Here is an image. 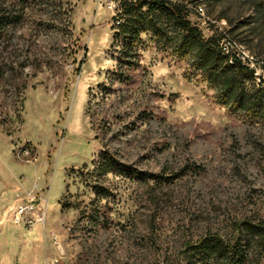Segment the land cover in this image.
I'll list each match as a JSON object with an SVG mask.
<instances>
[{
  "label": "rangeland",
  "instance_id": "rangeland-1",
  "mask_svg": "<svg viewBox=\"0 0 264 264\" xmlns=\"http://www.w3.org/2000/svg\"><path fill=\"white\" fill-rule=\"evenodd\" d=\"M166 1L205 39L222 25L264 81V0ZM119 6L0 0V222L30 192L45 213L0 223V264H185L242 222L264 232V121L218 104L166 12L156 32L138 17L124 56ZM103 151L143 178L94 171Z\"/></svg>",
  "mask_w": 264,
  "mask_h": 264
},
{
  "label": "trees",
  "instance_id": "trees-1",
  "mask_svg": "<svg viewBox=\"0 0 264 264\" xmlns=\"http://www.w3.org/2000/svg\"><path fill=\"white\" fill-rule=\"evenodd\" d=\"M142 9H145L142 12ZM170 14L180 31L175 53L179 58L191 56L192 66L200 72L206 85L216 91L217 102L231 113H243L250 121H264V84L256 86L253 73L239 63L229 64L227 58L218 49V38H203L201 33L185 20L181 7L166 0L139 1L122 6L118 34L128 40L127 54L133 56L131 48L136 39L133 24L138 17H146L150 28L156 32L157 15ZM137 15V16H136ZM133 16L135 17L133 19ZM133 19V21H132ZM7 18L0 14V33ZM149 21V22H148ZM94 171L99 174L112 173L125 177L143 178L140 174L118 162L108 151H103ZM168 176L146 175L145 178L164 180ZM98 194L106 195L104 188H97ZM237 235L229 240L210 236L196 246L186 248L185 264H259L253 251L259 250L258 256H264V232L258 233L248 222L239 224Z\"/></svg>",
  "mask_w": 264,
  "mask_h": 264
},
{
  "label": "built area",
  "instance_id": "built-area-1",
  "mask_svg": "<svg viewBox=\"0 0 264 264\" xmlns=\"http://www.w3.org/2000/svg\"><path fill=\"white\" fill-rule=\"evenodd\" d=\"M120 4L117 9V18H121L122 6L125 3H136L139 1L148 2L150 0H117ZM194 10H198L196 7ZM216 25V33L218 38V49L220 53L227 54V62L229 64L239 63L253 74L257 76V82L259 85L264 84V81L261 80L259 70L257 68L258 61L249 60V53H247L242 47L234 44V38L228 35L225 29H222V25ZM213 37V31L210 30L209 38ZM22 156H29L28 150L23 148L20 152ZM30 161L29 159H27ZM36 186H34L35 188ZM34 190V189H33ZM9 222L15 226H21L24 229L32 228L36 224H41L44 226L45 223V213L41 206L38 205V199L33 195V192H30L26 195L25 198L20 200L15 205L8 208L5 212L3 219L0 223Z\"/></svg>",
  "mask_w": 264,
  "mask_h": 264
},
{
  "label": "bare ground",
  "instance_id": "bare-ground-1",
  "mask_svg": "<svg viewBox=\"0 0 264 264\" xmlns=\"http://www.w3.org/2000/svg\"><path fill=\"white\" fill-rule=\"evenodd\" d=\"M241 45V44H240ZM247 52V51H246ZM248 53V52H247ZM223 56H225L226 58H227V54H223V53H221ZM249 60H251V61H254V58L252 57V56H250V54H249ZM254 75V79H255V83H256V86H258L259 85V83L257 82V76L255 75V74H253Z\"/></svg>",
  "mask_w": 264,
  "mask_h": 264
}]
</instances>
